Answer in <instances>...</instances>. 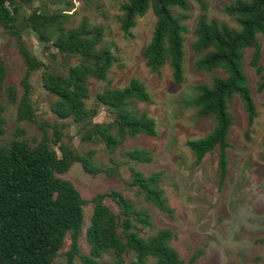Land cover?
<instances>
[{"label":"trees","instance_id":"obj_1","mask_svg":"<svg viewBox=\"0 0 264 264\" xmlns=\"http://www.w3.org/2000/svg\"><path fill=\"white\" fill-rule=\"evenodd\" d=\"M34 1L44 0H0V29L13 40L25 68L19 79V91L15 84L6 83L8 69L0 56L3 99L0 136L6 131L7 106L15 105V128L11 137L0 144V264H52L61 254L66 264H75L76 260L80 264H149L150 259L153 264H195L203 254L202 248L183 260L171 245L176 232L169 227L158 228L153 233L146 231L152 227L148 209L115 189L97 193L90 199L92 213L84 236L88 248L85 253L80 251L83 206L87 200L73 182L61 175L74 163H80L90 175L100 172L116 175L113 154L127 138L139 134L155 136V121L145 111L134 108L135 101L150 100L145 85L135 77L124 87H107L97 92L94 105L88 106V79H106L116 59L110 47L103 43L102 26H90L82 21L67 27L66 8L47 10L42 4L25 10ZM49 1L72 6L70 0ZM190 1L199 6L191 46L194 52H203L195 60V69L206 72L215 69L224 75H214L210 83L195 85L196 94L190 101L196 107L195 115L212 117L214 124L210 132L187 140L186 145L194 153L195 164H200L207 154L217 155L219 185H222L228 172V136L234 123L230 104L234 96L238 95L242 102L249 129L257 116L247 75L241 68L248 48H252L250 64L259 76L256 90L260 92L264 88L262 46L258 38L264 36V0H233L223 7L238 27L208 18L205 0H124L119 5L120 29L131 35L137 18L151 11L155 21L151 38L142 51L145 65L153 72L168 65L178 85L184 80L183 46L187 32L182 23L187 16L181 12L189 10ZM26 30L35 34L44 49H54L47 61L27 47L22 36ZM57 54L70 61L64 71L53 65ZM37 70L41 71L42 87L55 96L50 105L56 119L52 123L38 118L32 102L30 77ZM97 104L110 109L114 114L111 121L93 120ZM261 105L264 108V100ZM24 123L35 125L39 135L27 137ZM67 124L77 126L81 142L101 147L78 150L71 136L64 132ZM99 150L108 155V166L95 164L94 156ZM125 156L132 162L127 184L139 202L172 217L173 209L160 185L162 171L144 174L135 167L137 163L150 162L153 153L141 147L126 150ZM65 240H69V245L62 252ZM259 241L264 244V237Z\"/></svg>","mask_w":264,"mask_h":264},{"label":"rangeland","instance_id":"obj_2","mask_svg":"<svg viewBox=\"0 0 264 264\" xmlns=\"http://www.w3.org/2000/svg\"><path fill=\"white\" fill-rule=\"evenodd\" d=\"M72 6L64 3L53 4L49 0L34 1L25 10L45 4L47 10L66 8L69 14L67 27H73L84 21L88 25H100L103 28V43L110 47L116 58L104 80L90 77L88 79V106L94 105L93 97L104 88L124 87L133 77L138 78L146 87L150 100L135 101L134 108L145 111L155 121L156 135L139 134L127 138L113 154L116 175L108 176L105 172L90 175L80 163H74L61 177L70 180L87 200L83 206L82 234L79 238L80 251L87 252L85 228L89 224L93 203L90 199L97 193L120 190L136 201L138 206L148 209L152 216V227L146 229L153 233L158 228L169 227L176 232V239L171 245L178 251L183 260H188L198 248L203 254L195 264H264V244L259 241L264 237V88L257 92L259 76L250 64L252 48H248L241 60V68L247 75L248 85L256 106L257 116L250 129L247 114L238 95H235L230 111L234 116L227 149L228 172L222 185H219L217 171V155L207 154L200 164H195L194 153L186 145L189 139L203 137L211 131L214 121L212 117L197 118L196 107L190 104L195 96V85L200 82L210 83L214 75L223 76L218 70L197 71L195 60L203 52H194L191 42L194 39L193 29L199 14V6L195 1L189 2V10L181 12L187 17L182 21L187 27L184 34V80L176 85L168 65L159 72L151 71L144 62L142 51L151 38L155 16L149 11L137 18L131 35L120 29L119 16L122 14L119 5L124 0H70ZM207 16L238 27L234 18L223 11V7L233 0H205ZM23 39L30 51L47 61L53 48L44 49L32 31H24ZM262 56L260 63L264 66V36L258 35ZM0 56L5 60L8 76L6 83L15 84L21 90L19 79L24 73V64L14 46L12 39L5 37L0 29ZM69 59L57 54L53 63L56 69L64 71ZM41 71L32 73V102L40 120L52 123L55 119L50 110L55 100L41 85ZM0 94V103L2 102ZM4 102V101H3ZM97 112L93 120L106 123L113 119L110 109L97 104ZM6 131L0 136V144L11 137L15 128V105H8L5 112ZM61 122H68L62 120ZM26 136H38L35 125L24 123ZM64 132L72 138L78 150L90 147L100 148L98 144H86L80 141L77 126L67 124ZM248 132V137L246 136ZM147 148L153 153L148 163H137L135 167L148 174L162 171L161 187L168 204L173 209V216L161 212L147 203H140L134 190L128 187L130 179L129 167L125 151L132 148ZM96 165L108 166V155L98 151L94 156ZM108 202H111L107 199ZM69 245L65 240L62 252ZM109 259L108 256H106ZM52 264H66L63 254L57 256ZM75 264H80L76 260ZM153 264V259L149 260Z\"/></svg>","mask_w":264,"mask_h":264}]
</instances>
